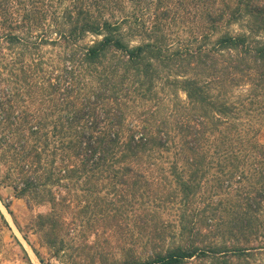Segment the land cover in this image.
Listing matches in <instances>:
<instances>
[{
	"label": "trees",
	"instance_id": "obj_1",
	"mask_svg": "<svg viewBox=\"0 0 264 264\" xmlns=\"http://www.w3.org/2000/svg\"><path fill=\"white\" fill-rule=\"evenodd\" d=\"M137 1L0 0L1 181L54 256L259 264L264 0Z\"/></svg>",
	"mask_w": 264,
	"mask_h": 264
},
{
	"label": "rangeland",
	"instance_id": "obj_2",
	"mask_svg": "<svg viewBox=\"0 0 264 264\" xmlns=\"http://www.w3.org/2000/svg\"><path fill=\"white\" fill-rule=\"evenodd\" d=\"M151 0H139L132 5H135V10L139 20H146L152 10ZM148 5V6H147ZM146 8V9H145ZM179 14L175 19L176 24L171 25L168 28V35L175 33L178 37L186 36V29L189 23L180 21ZM239 26L233 25L231 29L239 30ZM183 97V94L180 93ZM262 138H264V130H262ZM5 202L8 203V207L5 206ZM43 207H34L28 209L22 199L13 197L12 189L0 178V264H65L67 260L72 258H92L96 260V264L99 261L108 262L112 259H119L121 253L117 250V245L129 243H141V241H129L128 236H124L125 241H63L66 244L65 251L54 256L51 248L40 238V235L32 229V218L39 211H43ZM169 219L176 223V216L173 211L166 213ZM174 233L177 230L174 226ZM127 233V232H126ZM165 241H179L177 234L173 236V239L166 237ZM96 242L97 250L96 255L93 256L92 251L87 252L83 249L86 243ZM100 247H104L102 256L98 252ZM258 256V263L264 264V257ZM101 259V260H100Z\"/></svg>",
	"mask_w": 264,
	"mask_h": 264
}]
</instances>
